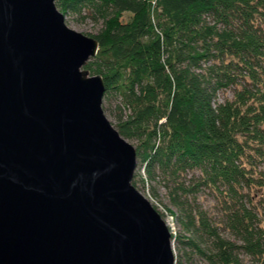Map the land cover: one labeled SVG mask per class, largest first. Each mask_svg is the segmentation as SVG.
<instances>
[{
  "label": "trees",
  "instance_id": "1",
  "mask_svg": "<svg viewBox=\"0 0 264 264\" xmlns=\"http://www.w3.org/2000/svg\"><path fill=\"white\" fill-rule=\"evenodd\" d=\"M54 2L98 25L84 68L101 75L102 100L117 96L127 109L115 128L135 142L144 178L134 172L132 185L156 199L145 180L160 176L190 234H171L182 250L175 264L193 253L207 264H264V0ZM224 89L232 97L215 102ZM200 188L213 193L228 236L189 201Z\"/></svg>",
  "mask_w": 264,
  "mask_h": 264
},
{
  "label": "water",
  "instance_id": "2",
  "mask_svg": "<svg viewBox=\"0 0 264 264\" xmlns=\"http://www.w3.org/2000/svg\"><path fill=\"white\" fill-rule=\"evenodd\" d=\"M98 47L54 0H0V264H175L84 68Z\"/></svg>",
  "mask_w": 264,
  "mask_h": 264
},
{
  "label": "rangeland",
  "instance_id": "3",
  "mask_svg": "<svg viewBox=\"0 0 264 264\" xmlns=\"http://www.w3.org/2000/svg\"><path fill=\"white\" fill-rule=\"evenodd\" d=\"M61 12V11H60ZM62 13V12H61ZM64 15V23L67 27L72 30H75L79 33L89 36L93 34L98 29V25L93 23L91 20L86 19L83 22H79L76 20V16L70 13H65ZM128 19V14H124L123 20ZM90 73V72H89ZM90 75H94L91 74ZM232 97V90L231 89H224L220 90L217 93L215 102H222L224 99H230ZM102 109L104 115L107 117L109 122L115 127L117 125V114L121 111L122 114L127 113V109L123 108L120 104V99L117 96H113L109 98V100H102ZM120 108V109H119ZM127 140V139H126ZM130 144L135 147V142L133 140H127ZM258 170L262 171L264 174V165L259 164ZM135 173L138 175H143V170L138 162H136V167L134 170ZM190 174L187 175V179L190 178ZM145 180V179H144ZM191 182V181H189ZM145 183L149 185L150 189L153 188L156 193V199L153 198L151 195V191L144 189L143 187L138 186V191L147 199V201L151 204V206L159 213L163 221L165 222L166 226L169 228V231L172 235H184L190 236L183 231L180 221L178 219V210L169 203V199L167 196V189L165 183L161 179L160 176H156L154 179L145 180ZM186 183H188L186 181ZM257 193L253 194V202L258 205V201L260 198L256 196ZM189 201L191 204L197 205L200 209L206 212L209 217V220L214 223V225H218L219 232L224 235L228 236V233L225 231L223 223H222V214L218 212V206L215 203V198L213 193L210 192L208 189L200 188L193 194L189 196ZM171 247L174 254V258L178 252H182L179 250L181 245L171 238ZM183 249V248H181ZM191 252V251H190ZM192 253V252H191ZM242 258L245 262L250 263V258L246 255H243ZM176 259V258H175ZM186 264H207L204 258L200 256L198 253H193L191 255L190 260L186 262Z\"/></svg>",
  "mask_w": 264,
  "mask_h": 264
}]
</instances>
